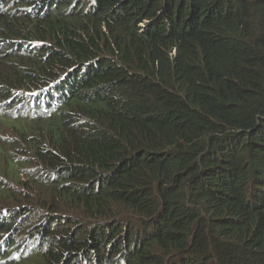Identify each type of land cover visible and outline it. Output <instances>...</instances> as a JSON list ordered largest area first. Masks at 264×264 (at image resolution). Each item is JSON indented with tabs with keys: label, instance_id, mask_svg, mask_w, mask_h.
Wrapping results in <instances>:
<instances>
[{
	"label": "trees",
	"instance_id": "16d2710c",
	"mask_svg": "<svg viewBox=\"0 0 264 264\" xmlns=\"http://www.w3.org/2000/svg\"><path fill=\"white\" fill-rule=\"evenodd\" d=\"M0 108V264H264V0H0Z\"/></svg>",
	"mask_w": 264,
	"mask_h": 264
},
{
	"label": "rangeland",
	"instance_id": "374dc122",
	"mask_svg": "<svg viewBox=\"0 0 264 264\" xmlns=\"http://www.w3.org/2000/svg\"><path fill=\"white\" fill-rule=\"evenodd\" d=\"M1 111H2V108H0V112ZM11 131H12L11 128L7 127L4 124L2 127H0V138L5 139V140L8 138H15L16 135H14V133Z\"/></svg>",
	"mask_w": 264,
	"mask_h": 264
}]
</instances>
